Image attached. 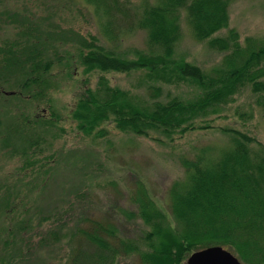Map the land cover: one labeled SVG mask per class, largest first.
I'll use <instances>...</instances> for the list:
<instances>
[{
	"label": "trees",
	"instance_id": "trees-1",
	"mask_svg": "<svg viewBox=\"0 0 264 264\" xmlns=\"http://www.w3.org/2000/svg\"><path fill=\"white\" fill-rule=\"evenodd\" d=\"M86 1L107 13L115 9L130 15L126 0ZM230 4V0H146L134 25L148 30L150 52L118 51L99 43L94 35L69 45L52 32L31 34L29 24L23 25L19 37L0 41V93L24 96L38 106V115L25 121L30 132L27 135L24 130L27 147L20 156L26 166L48 173L55 159L54 151L45 154L49 127H58L61 121L52 91L58 88L57 66L68 68L69 75L76 68L72 48L86 76L69 117L87 137L106 138L109 125L114 124L123 132L173 143L190 132L213 128V121L225 116L224 108L247 86L264 110V42L256 46V40L249 38L248 45L242 44L239 31L230 27ZM183 9L196 39L226 52L223 62L210 72L176 54ZM225 28L228 32L221 34ZM96 71L144 72L149 97L112 85L105 74L93 87L88 74ZM160 83L186 84L198 93L165 100ZM221 130L231 137L233 147L215 160L206 162L204 155L186 160L188 181L171 186L170 206L181 227L171 223L159 202L140 186L134 197L137 209L120 208L130 218H141L150 229L138 240L120 236L118 227L110 223L94 222L82 228L80 243L92 249L88 258L93 264H116L120 254L129 253H137L141 264H188L193 252L213 245L230 249L243 264H264V155L254 152L252 143L257 141L248 132ZM49 236L58 239L60 232ZM82 255L86 256L80 247L74 263L81 264ZM0 264L12 263L2 257Z\"/></svg>",
	"mask_w": 264,
	"mask_h": 264
},
{
	"label": "rangeland",
	"instance_id": "rangeland-1",
	"mask_svg": "<svg viewBox=\"0 0 264 264\" xmlns=\"http://www.w3.org/2000/svg\"><path fill=\"white\" fill-rule=\"evenodd\" d=\"M126 2L129 16L115 9L107 13L86 0H0V41L19 37L23 25L29 24L31 34L41 30L46 34L52 32L69 45L94 35L99 43L118 51L150 52L148 30L134 25L146 0ZM230 3V27L239 31L242 44L248 45L249 38L256 40V46L264 42V0ZM23 20L27 22L22 24ZM181 25L178 57L196 62L208 72L223 62L226 52L196 39L186 9L182 10ZM227 32L225 28L220 33ZM71 51L72 62L77 64L72 74L69 75L68 68H56L58 88L52 92L60 113L58 127L64 130L49 127V150L45 154L54 151L56 156L48 173L27 167L20 156L30 132L25 121L38 115V106L24 96L0 93V258L12 264H76L74 256L80 247L86 254L81 256V264H93L88 258L92 249L80 243V238L82 228L94 222L116 225L120 236L140 240L150 227L141 218L126 216L120 208L137 209L134 197L140 186L159 202L168 220L180 228L170 206L171 186L188 181L186 160L199 155H204L206 162L215 160L233 147L231 137L222 127L248 132L257 141L252 143L254 152L264 155V147L258 143L264 145V110L250 86L236 93L223 110L225 116L213 121V128L190 132L173 143L123 132L114 124L109 125L106 138L84 136L69 117L82 91L80 82L86 76L76 49ZM143 73L96 71L88 76L93 87L99 76L105 74L112 85L149 97ZM160 85L165 100L171 95L190 97L198 93L186 84ZM43 105L46 104L41 109ZM214 115L211 117L215 118ZM52 231L60 232V237L49 238ZM139 260L137 253L120 254L116 264H141Z\"/></svg>",
	"mask_w": 264,
	"mask_h": 264
},
{
	"label": "water",
	"instance_id": "water-1",
	"mask_svg": "<svg viewBox=\"0 0 264 264\" xmlns=\"http://www.w3.org/2000/svg\"><path fill=\"white\" fill-rule=\"evenodd\" d=\"M188 264H243L240 258L222 245L208 246L193 252Z\"/></svg>",
	"mask_w": 264,
	"mask_h": 264
}]
</instances>
